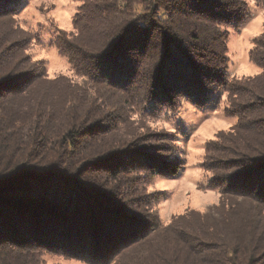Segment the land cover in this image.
<instances>
[{
    "label": "trees",
    "instance_id": "trees-1",
    "mask_svg": "<svg viewBox=\"0 0 264 264\" xmlns=\"http://www.w3.org/2000/svg\"><path fill=\"white\" fill-rule=\"evenodd\" d=\"M75 1L73 29L50 39L73 77H50L28 52L24 0H0V264H264V30L249 55L261 70L227 74L224 27L246 1ZM221 89L236 123L201 162L218 201L165 222L148 186L183 160L146 121Z\"/></svg>",
    "mask_w": 264,
    "mask_h": 264
},
{
    "label": "rangeland",
    "instance_id": "rangeland-1",
    "mask_svg": "<svg viewBox=\"0 0 264 264\" xmlns=\"http://www.w3.org/2000/svg\"><path fill=\"white\" fill-rule=\"evenodd\" d=\"M248 15L237 26L224 27L228 31L226 56L229 77L243 78L258 73L261 68L250 59V50L256 38L264 30V3L258 0H245ZM80 2L75 0H24L17 19L20 26L35 38L28 50L34 59L44 61L50 77L64 74L73 77L70 65L61 57L50 39L55 26L71 31L72 19ZM228 103L227 93L218 90L212 101L204 105L187 98H180L174 108L162 112L157 120L146 121L152 128L164 129L177 136L183 168L172 178H159L149 184L154 192L152 208L163 221L173 214L188 209L204 211L218 201L216 190L206 184V173L201 168L205 155V144L220 130H228L236 123L235 117L226 116L224 108ZM47 264H85L81 261L58 255H45Z\"/></svg>",
    "mask_w": 264,
    "mask_h": 264
}]
</instances>
